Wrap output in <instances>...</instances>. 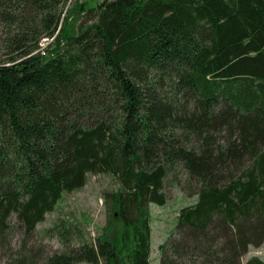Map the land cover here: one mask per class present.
<instances>
[{
	"label": "trees",
	"instance_id": "1",
	"mask_svg": "<svg viewBox=\"0 0 264 264\" xmlns=\"http://www.w3.org/2000/svg\"><path fill=\"white\" fill-rule=\"evenodd\" d=\"M67 1L0 0L17 53L0 62V247L12 216L28 237L106 174L104 230L118 217L119 236L86 242L60 221L64 251L43 264H149L148 206L171 177L195 201L160 264H240L264 244V0H76L63 16Z\"/></svg>",
	"mask_w": 264,
	"mask_h": 264
},
{
	"label": "rangeland",
	"instance_id": "2",
	"mask_svg": "<svg viewBox=\"0 0 264 264\" xmlns=\"http://www.w3.org/2000/svg\"><path fill=\"white\" fill-rule=\"evenodd\" d=\"M76 0H68L62 8L63 16L66 12L75 10L73 5ZM103 0H78V3L85 2L87 8H95ZM111 1V0H107ZM84 14V13H82ZM62 21V20H61ZM93 22H87L91 24ZM78 23L75 17L70 21V29L76 33ZM13 33L11 27L0 25V62H5L7 58L17 56L12 53L8 46V37ZM44 53L53 49L52 44L45 46ZM177 175L184 179L183 172L178 170ZM115 180L106 174H92L87 176L86 185L80 190L72 193H64L61 200L57 203L54 210L46 214L42 223L36 226L32 235L26 237L15 216L10 218L9 235L6 236L0 247V264H17L23 259H33L36 264H43L47 257L54 253L64 251V244L59 237L50 232V229L58 224V221L65 224L75 225L81 230L86 242L94 241L96 238L105 233L106 239H112L120 234V220L112 218V223L104 230L107 225L106 211L102 195L115 189ZM163 193L166 197L164 206L149 204L148 210L150 215V264H160L159 246L166 242L170 234L174 231L177 213L181 207L192 204L195 198H188L180 188L173 184L171 177L164 182ZM70 246L74 248L79 245L80 239L73 235L69 236ZM87 264V263H77ZM181 264H187L181 261Z\"/></svg>",
	"mask_w": 264,
	"mask_h": 264
},
{
	"label": "clouds",
	"instance_id": "3",
	"mask_svg": "<svg viewBox=\"0 0 264 264\" xmlns=\"http://www.w3.org/2000/svg\"><path fill=\"white\" fill-rule=\"evenodd\" d=\"M253 259L261 260L262 264H264V244H249L247 246V251L240 259V264H250Z\"/></svg>",
	"mask_w": 264,
	"mask_h": 264
},
{
	"label": "built area",
	"instance_id": "4",
	"mask_svg": "<svg viewBox=\"0 0 264 264\" xmlns=\"http://www.w3.org/2000/svg\"><path fill=\"white\" fill-rule=\"evenodd\" d=\"M52 41H53V39H50V40L49 39H44V40H42V42L40 43V49H39L38 52H42L44 54V49L43 48H45L46 45L51 44Z\"/></svg>",
	"mask_w": 264,
	"mask_h": 264
},
{
	"label": "crops",
	"instance_id": "5",
	"mask_svg": "<svg viewBox=\"0 0 264 264\" xmlns=\"http://www.w3.org/2000/svg\"><path fill=\"white\" fill-rule=\"evenodd\" d=\"M58 223H59V221H58ZM150 264V263H149Z\"/></svg>",
	"mask_w": 264,
	"mask_h": 264
}]
</instances>
